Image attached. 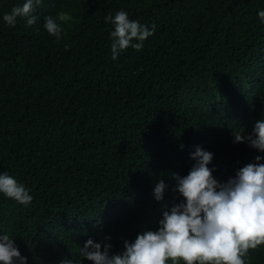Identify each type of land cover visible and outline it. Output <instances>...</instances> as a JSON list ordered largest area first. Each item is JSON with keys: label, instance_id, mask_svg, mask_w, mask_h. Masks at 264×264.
<instances>
[{"label": "trees", "instance_id": "16d2710c", "mask_svg": "<svg viewBox=\"0 0 264 264\" xmlns=\"http://www.w3.org/2000/svg\"><path fill=\"white\" fill-rule=\"evenodd\" d=\"M24 2L0 0V174L33 200L0 194V235L28 264H92L88 239L116 253L158 230L197 148L221 183L264 156L232 135L264 118V0H42L35 25H7ZM120 10L157 28L113 60L104 17ZM61 12L57 40L44 24ZM246 264H264V246Z\"/></svg>", "mask_w": 264, "mask_h": 264}, {"label": "clouds", "instance_id": "9594fccd", "mask_svg": "<svg viewBox=\"0 0 264 264\" xmlns=\"http://www.w3.org/2000/svg\"><path fill=\"white\" fill-rule=\"evenodd\" d=\"M41 2L25 0L5 13L3 21L15 26L18 18H24L31 27L37 22L33 13ZM259 18L264 22V11L259 12ZM65 19L62 12L55 18L46 17L47 33L59 40L64 31L60 22ZM104 21L114 27L113 60L130 47L140 51L157 28L154 23L149 28L130 20L123 10L114 15L108 13ZM232 135L234 143H246L264 153V118L255 122L250 134L237 128ZM191 158L196 163L186 176L173 175L183 202L163 212L158 230L143 231L134 242L125 241L123 250L116 253L110 243L88 239L80 249L83 260L92 264H246L249 252L264 246V162H261L264 156H256L255 163L240 168L226 183L213 176L215 169L209 167L212 153L197 148ZM166 187L162 179L156 184V200L164 199ZM0 194L21 205L33 200L29 190L7 174H0ZM0 264H28L9 234L0 235ZM52 264H83V261L58 259Z\"/></svg>", "mask_w": 264, "mask_h": 264}]
</instances>
